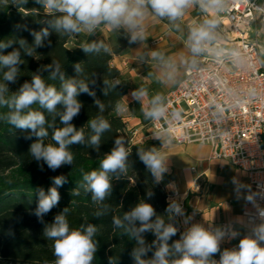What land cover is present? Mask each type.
<instances>
[{
  "label": "clouds",
  "instance_id": "1",
  "mask_svg": "<svg viewBox=\"0 0 264 264\" xmlns=\"http://www.w3.org/2000/svg\"><path fill=\"white\" fill-rule=\"evenodd\" d=\"M7 3V0H4ZM29 0H11L12 5L18 9H25ZM34 3L43 7L45 13L60 15L49 21V27L61 35L79 34L86 30L94 32L97 26L106 24L112 29H126L131 35L129 43H135L144 39V32L141 28V21L151 13L160 18H167L175 21L184 16L185 11L194 5H198L201 11L206 14L209 10L219 12L224 7V0H34ZM218 26V19L215 15L203 20L198 26L190 29L188 36V47L191 53L199 55L207 50L216 39L215 30ZM49 27L40 31H32L34 43L21 39H8L0 41V50L18 44L7 54H0V71L3 72V81L0 83V106H6L9 111L2 118L16 129L29 133L26 139L36 137L30 145L29 152L34 160L43 162V165L56 171L65 165H73L74 156L70 150L72 145L86 143L83 128L77 129L72 121L77 117L83 107L78 96L83 93L95 97V92L89 88V83L84 79L75 77L66 78L61 71V65L53 61L50 65H43L37 69L31 77V81H25L16 92L8 96L9 83H15L19 77L20 65L22 64L21 49L27 56H33L36 49L45 46V40L50 36ZM49 41V45H50ZM103 44L84 43L81 49L84 53L90 54L99 52ZM238 57V52H233ZM153 57L160 54L153 52ZM43 71L49 72L48 78L52 81H60L59 88L54 84L47 83L40 74ZM77 74L82 72L80 64L75 65ZM107 93H105L106 95ZM141 99L147 93L141 90L133 94ZM163 97L156 95L151 101V107L144 111L146 119L161 118L166 108L163 104ZM100 113L105 110V105L98 99L94 100ZM38 105L47 113L53 115L54 120L59 117L62 127H56L55 123H49L44 112L33 109ZM115 111L118 114L127 111V108L117 103ZM93 133L87 144L97 152L101 145L102 135L110 131L111 124L103 115H97L88 121ZM54 143H45L49 136ZM129 149L123 137L114 141V147L100 160L99 170L84 173L82 188L85 193L91 194V200L98 205L94 215L99 218L110 211V205L105 204L112 192V180L119 179L128 171ZM139 160L151 172L153 177L159 181L167 171L165 157L156 148L139 150ZM67 182V177L58 175L52 178L53 186L47 192L43 188L35 190L38 197L36 207L32 214L39 222L44 223V216L54 207L58 206L61 199L59 187ZM235 184L236 181L234 180ZM237 187V192L240 191ZM79 188L72 190V195H80ZM151 197L152 193L149 192ZM252 202V197H247ZM166 211L171 216H184V212L178 203L169 204ZM68 207L54 217L50 224H45L43 236L51 240L54 264H93L99 242L95 239L98 228L95 224H81L78 228H71L66 218ZM260 223L255 224L251 232L239 240L236 247L221 251V243L227 236L234 239L239 235L235 230H224L221 228L209 229L202 224L193 223L180 235V239L169 243L170 239L178 232V228L172 223L157 215L152 204L139 201L122 216H113L112 223L115 228L122 229L123 234L135 241V247L130 252L134 264H264V209L258 212ZM155 218V219H153ZM191 217L184 219V224H189ZM152 232L155 239L151 244L145 240V233ZM13 233L9 231V235ZM152 256L148 258V253ZM219 253V260L213 257ZM109 264H113L109 260Z\"/></svg>",
  "mask_w": 264,
  "mask_h": 264
},
{
  "label": "trees",
  "instance_id": "2",
  "mask_svg": "<svg viewBox=\"0 0 264 264\" xmlns=\"http://www.w3.org/2000/svg\"><path fill=\"white\" fill-rule=\"evenodd\" d=\"M11 0H0V41L8 39H25L29 45L34 43L32 31H40L49 27V21L54 20L60 14L45 13L42 6L34 3V0L24 5L25 9H18L10 4ZM50 36L45 40V46L36 49L33 56H27L21 49L22 64L19 66V77L15 83H9V93L16 92L25 81H31L33 73L43 65H50L53 61L61 65V71L66 78L84 79L89 83L95 97L86 93L78 96L83 107L77 117L72 121L77 128H83L86 137L84 145H72L73 165H65L56 171L50 170L47 165L34 160L29 152L30 145L36 140L26 139L28 132L14 128L2 117L8 113L6 106H0V260L9 264H54L52 241L43 236L45 224L53 222L54 217L68 207L66 218L71 228H78L81 224H95L98 228L95 239L99 242L93 264H134L130 252L135 247V241L123 234L122 229L115 228L112 223L113 216L120 217L129 211L139 201L144 200L152 204L157 215L167 222H172L178 232L169 243L180 239L181 231L177 216H171L166 211L171 200V194L166 190L169 178L162 175L157 181L145 165L139 160L138 151L158 148L160 141H146L143 144L130 143V131L124 124V117L115 111V105L121 103L127 89L121 83V74L113 66L114 56L125 54L131 43L130 35L123 29H117L114 33V44L108 48L105 42L97 35L96 30L82 37L79 42L74 39L78 34L61 35L49 27ZM49 41L51 42L49 45ZM74 41V42H73ZM84 43L103 44L99 52L86 54L82 51ZM18 44L0 50V54H7ZM80 64L82 72L77 74L75 65ZM45 81L59 88L60 81H52L48 78L49 72L40 73ZM3 81V72L0 71V83ZM105 93H107L105 95ZM98 99L105 105L103 113L94 103ZM33 109L44 112L49 123H55L56 127H62L59 117L54 120L53 115L46 110L33 105ZM97 115H103L111 124L110 131L101 137L99 151L92 149L87 144V139L93 134L88 121ZM145 121V117L142 118ZM49 136L45 143H54ZM123 137L126 147L129 149L128 171L119 179L112 180V192L104 201L110 205L108 214L97 218L94 213L98 205L91 200V194L85 193L79 185L82 183L84 173L99 170L100 160L114 147V141ZM58 175L67 177V182L58 188L61 199L58 206L54 207L44 216V223L38 221L32 214L36 207L38 197L35 190L43 188L45 192L53 186L52 178ZM79 188L80 195H72L73 189ZM152 196L149 197L148 193ZM176 203V202H175ZM155 219V218H153ZM13 233L9 235V231ZM155 239L152 232L145 233V240L151 244ZM152 252L148 253V258Z\"/></svg>",
  "mask_w": 264,
  "mask_h": 264
},
{
  "label": "built area",
  "instance_id": "3",
  "mask_svg": "<svg viewBox=\"0 0 264 264\" xmlns=\"http://www.w3.org/2000/svg\"><path fill=\"white\" fill-rule=\"evenodd\" d=\"M209 11L218 19L215 41L193 56L192 66L163 96L166 111L148 119L146 135L134 139L136 132L127 131L131 144L156 139L207 146L211 160L241 170L250 188L242 212L245 236L261 222L258 212L264 209V0H224L219 12ZM220 228L236 231L225 222ZM213 258L219 260V253Z\"/></svg>",
  "mask_w": 264,
  "mask_h": 264
},
{
  "label": "crops",
  "instance_id": "4",
  "mask_svg": "<svg viewBox=\"0 0 264 264\" xmlns=\"http://www.w3.org/2000/svg\"><path fill=\"white\" fill-rule=\"evenodd\" d=\"M210 16V11L206 14L198 5L187 9L184 16L175 21L157 17L149 10L141 21L144 39L131 43L125 54L113 57L112 64L119 70L120 81L127 89L120 103L127 108L123 115L125 128L136 132L134 139H142L146 134L147 122L142 118L144 111L151 107L153 97H163L177 84L183 71L192 66L194 55L187 43L190 29ZM120 29L131 35L126 29ZM95 30L108 48L114 44L117 29L101 24ZM88 34L83 30L74 41L79 42ZM260 40L264 44V37ZM153 52L160 56L153 57ZM141 90L147 95L137 99L133 94ZM157 150L165 157L167 171L163 175L169 178L166 190L184 212V216H177L181 233L193 223L209 229L230 223L239 235L231 241L224 240L221 251L238 245L248 230L242 215L245 197L250 192L245 174L226 161L211 160L209 148L204 145L180 146L161 141ZM238 186H242L239 192ZM187 217L191 220L186 225L184 219Z\"/></svg>",
  "mask_w": 264,
  "mask_h": 264
},
{
  "label": "rangeland",
  "instance_id": "5",
  "mask_svg": "<svg viewBox=\"0 0 264 264\" xmlns=\"http://www.w3.org/2000/svg\"><path fill=\"white\" fill-rule=\"evenodd\" d=\"M105 42V40H103ZM74 42V41H73ZM105 45L107 46V44L105 43ZM148 119L145 120V122H148L147 121ZM146 135V134H145ZM152 141H157L156 139H153ZM161 142V141H160ZM170 143V142H169ZM0 264H9L8 261H5V260H0ZM12 264V263H11Z\"/></svg>",
  "mask_w": 264,
  "mask_h": 264
}]
</instances>
